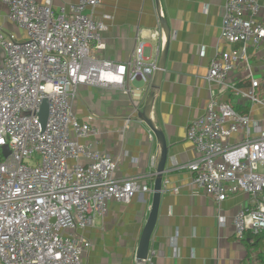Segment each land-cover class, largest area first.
<instances>
[{"label": "built area", "instance_id": "1", "mask_svg": "<svg viewBox=\"0 0 264 264\" xmlns=\"http://www.w3.org/2000/svg\"><path fill=\"white\" fill-rule=\"evenodd\" d=\"M0 2L25 36L17 41L0 28V264H82L91 247L84 231L104 216L108 202L126 203L151 188L140 176L115 175L117 160L94 146L92 117L77 118L73 101L82 85L114 88L129 98L136 116L160 45L145 57L146 39L138 33L125 62L97 56L107 28L93 16L101 0L57 7L53 0ZM250 47L264 49V0H226L205 75L208 100L186 127L196 154L175 164L218 204L238 192L248 195L233 217L237 238L246 232L264 237V68L258 70L264 64L252 62ZM234 71L243 75L230 79ZM43 100L44 128L38 116Z\"/></svg>", "mask_w": 264, "mask_h": 264}, {"label": "crops", "instance_id": "2", "mask_svg": "<svg viewBox=\"0 0 264 264\" xmlns=\"http://www.w3.org/2000/svg\"><path fill=\"white\" fill-rule=\"evenodd\" d=\"M72 1L53 0V5ZM225 1L159 0L170 39L151 118L164 133L168 154L149 241L150 262L146 264H264L263 236L250 232L241 238L234 235L233 217L248 203V195L238 192L218 204L192 183L188 170L175 168V164L186 163L196 154L186 140V127L203 114L208 100L205 75L216 51ZM93 16L107 25L97 56L125 62L138 33L146 39L143 55L147 58L155 54L162 41L165 44L155 0H101ZM0 28L2 32L10 29L17 36L22 33L7 19V8L1 2ZM221 48L229 46L222 44ZM248 52L252 62L264 64V49L256 53L250 47ZM242 75V71H234L229 78L238 80ZM137 82L134 87L143 88L144 84ZM72 109L80 120L92 117L91 124L97 128L92 137L94 146L117 160L115 175L140 176L141 182L151 188L135 193L126 203L108 202L104 216L84 231L91 247L83 254L82 264H136L137 246L152 202L156 166L151 162L156 165L160 153L156 139L132 114L129 98L117 89L82 85ZM261 113L257 110L254 115L259 117ZM127 117L131 119L125 123Z\"/></svg>", "mask_w": 264, "mask_h": 264}, {"label": "water", "instance_id": "3", "mask_svg": "<svg viewBox=\"0 0 264 264\" xmlns=\"http://www.w3.org/2000/svg\"><path fill=\"white\" fill-rule=\"evenodd\" d=\"M155 4H156L159 26L161 28V31H163L165 35V44L163 41L160 44V55L157 61V68L153 73L152 80L149 86V91L144 100L143 106L136 114V119L138 121L143 122L153 133L156 142L158 144L160 153L154 170L151 207L149 210L147 220L143 226L135 254L136 264H145V261L149 253V241L157 219L160 197L163 191V175L166 170L165 165L167 162V154H168V147L166 144L164 133L162 132L160 127L154 123V121L151 118V109L154 98L158 93L163 70L165 68L168 42L170 39V29L168 28L167 22L162 15L161 8L159 5V0H155ZM47 113H48L47 101L43 100L40 106V111L38 113L42 128L45 127L47 121ZM7 154H8V149L6 146H4L3 155L6 156Z\"/></svg>", "mask_w": 264, "mask_h": 264}, {"label": "rangeland", "instance_id": "4", "mask_svg": "<svg viewBox=\"0 0 264 264\" xmlns=\"http://www.w3.org/2000/svg\"><path fill=\"white\" fill-rule=\"evenodd\" d=\"M15 25V24H14ZM11 30L10 29H8V30H3V32H4V34H6V35H8V34H11V32H10ZM22 31V30H21ZM14 36H16L15 37V40H17V41H24L25 40V36H24V32L22 31V33H21V35L20 36H17V35H14ZM141 83H143L142 81H140ZM139 82V83H140ZM141 83H140V85H141ZM132 86H137L138 85V82L137 81H133L132 83ZM139 85V86H140ZM227 100V99H226ZM236 100H237V98H233V101L234 102H236Z\"/></svg>", "mask_w": 264, "mask_h": 264}]
</instances>
